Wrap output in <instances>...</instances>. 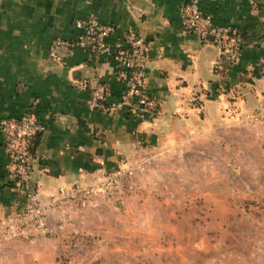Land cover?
Here are the masks:
<instances>
[{
	"label": "crops",
	"instance_id": "0c3cea01",
	"mask_svg": "<svg viewBox=\"0 0 264 264\" xmlns=\"http://www.w3.org/2000/svg\"><path fill=\"white\" fill-rule=\"evenodd\" d=\"M184 1L0 0V119L31 108L43 122L30 174L42 199L124 159L146 162L142 186L155 176L158 182L182 144L213 128L244 124L234 115L264 103V0H197L214 23L241 31V55L229 71L215 67L214 44L182 28ZM87 16L120 31L134 29L148 43L146 88L158 100L155 118L140 120L122 107H92L89 88L77 83L96 74L110 85L107 102L118 99L123 84L116 77L111 38L97 55L74 46L61 62L49 57L52 39L72 36L73 21ZM6 158L0 136V219L16 209ZM80 213L64 226L76 224ZM47 221L48 235L64 227L53 213Z\"/></svg>",
	"mask_w": 264,
	"mask_h": 264
},
{
	"label": "rangeland",
	"instance_id": "374dc122",
	"mask_svg": "<svg viewBox=\"0 0 264 264\" xmlns=\"http://www.w3.org/2000/svg\"><path fill=\"white\" fill-rule=\"evenodd\" d=\"M234 118L244 124L182 144L122 204L86 208L60 233L1 240L0 264H264V122Z\"/></svg>",
	"mask_w": 264,
	"mask_h": 264
},
{
	"label": "built area",
	"instance_id": "2783aa9c",
	"mask_svg": "<svg viewBox=\"0 0 264 264\" xmlns=\"http://www.w3.org/2000/svg\"><path fill=\"white\" fill-rule=\"evenodd\" d=\"M180 24L184 30L195 33L201 40L214 44L219 50L215 67L229 71L238 62L241 50V31L237 26L214 23L202 12L197 0L184 1L179 8ZM70 37L56 36L48 48L49 57L55 62L63 60L64 53L74 46H84L97 55L113 41V56L117 61L116 77L123 84L119 97L107 102L110 85L96 74L78 80L89 88L92 107H122L140 120L153 119L158 114V100L146 88L148 43L134 29L120 31L113 24L97 16L77 18L73 21ZM247 118L264 122V103L246 113ZM44 124L29 108L19 116L0 119V136L6 153L7 182L15 192L16 209L0 219V241L11 238L35 239L49 234V213L55 214L56 224H67L73 214L84 209L110 203L115 206L138 191L140 179L147 171L144 160L124 159L113 168L101 171L90 180L60 186L46 199H42L30 180L35 162V143ZM2 181L0 180V193Z\"/></svg>",
	"mask_w": 264,
	"mask_h": 264
},
{
	"label": "trees",
	"instance_id": "16d2710c",
	"mask_svg": "<svg viewBox=\"0 0 264 264\" xmlns=\"http://www.w3.org/2000/svg\"><path fill=\"white\" fill-rule=\"evenodd\" d=\"M8 184L10 185V182H8Z\"/></svg>",
	"mask_w": 264,
	"mask_h": 264
}]
</instances>
